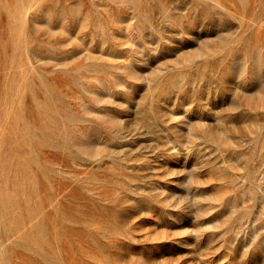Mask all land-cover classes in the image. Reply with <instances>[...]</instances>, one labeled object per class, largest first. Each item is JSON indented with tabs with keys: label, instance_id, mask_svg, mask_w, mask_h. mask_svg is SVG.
Masks as SVG:
<instances>
[{
	"label": "rangeland",
	"instance_id": "374dc122",
	"mask_svg": "<svg viewBox=\"0 0 264 264\" xmlns=\"http://www.w3.org/2000/svg\"><path fill=\"white\" fill-rule=\"evenodd\" d=\"M0 264H264V0H0Z\"/></svg>",
	"mask_w": 264,
	"mask_h": 264
}]
</instances>
